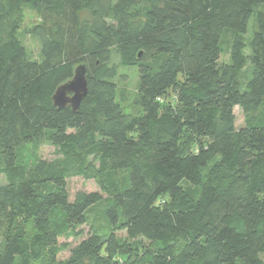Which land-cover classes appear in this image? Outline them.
Here are the masks:
<instances>
[{
	"label": "trees",
	"instance_id": "trees-1",
	"mask_svg": "<svg viewBox=\"0 0 264 264\" xmlns=\"http://www.w3.org/2000/svg\"><path fill=\"white\" fill-rule=\"evenodd\" d=\"M23 6L41 18L37 59L17 38ZM79 65L86 96L56 108ZM35 140L59 157L21 158ZM71 177L98 191L69 200ZM101 202L110 233L57 260V240ZM0 218V264H120L118 230L155 243L145 264H264V0H0Z\"/></svg>",
	"mask_w": 264,
	"mask_h": 264
},
{
	"label": "rangeland",
	"instance_id": "rangeland-1",
	"mask_svg": "<svg viewBox=\"0 0 264 264\" xmlns=\"http://www.w3.org/2000/svg\"><path fill=\"white\" fill-rule=\"evenodd\" d=\"M22 23L17 32V38L20 43L26 49L29 57L31 59L39 58V48L37 42L32 38L31 31L37 24L41 23V18L39 15L30 7H22ZM251 28H253V23L251 22ZM223 49L225 52L220 57V61L224 62L227 60V46L229 41V36L226 33L223 36ZM122 76L118 80V99L123 108L127 111L132 109V94L135 91L136 81L138 80L136 69L129 67L126 69H119ZM235 116V127L239 128L243 124V117L240 109L235 107L233 109ZM183 145H188L192 138L188 134H184ZM193 146L190 150H194ZM35 155L40 160L53 161L59 157L57 149L40 140H35L31 144L25 145L19 149V156L21 158ZM93 192L98 191L97 185L92 180H84L80 177H71L67 180V192L69 195V200H72L76 192ZM17 223L20 225L23 233L26 235L31 234V224L19 219ZM12 225L8 220L0 218V246L3 244L6 234ZM75 235L68 238H59L57 240V247L59 250L62 245H65V250H60L57 254L56 259L62 260L68 256V249L75 246L80 240L85 238L89 233L96 232L103 237H106L110 233V228L105 222L103 217V204L102 202L91 207L86 213V224L72 229ZM116 238L121 242V252H117L116 259H121L120 264H145L146 258L149 257L155 250V243L149 242L143 238H136L134 240H129L126 238L125 232L123 230H118L114 232ZM55 249V248H54ZM264 261V252L261 255ZM34 264H46L45 260L38 261Z\"/></svg>",
	"mask_w": 264,
	"mask_h": 264
},
{
	"label": "water",
	"instance_id": "water-1",
	"mask_svg": "<svg viewBox=\"0 0 264 264\" xmlns=\"http://www.w3.org/2000/svg\"><path fill=\"white\" fill-rule=\"evenodd\" d=\"M87 82L85 78V67L79 65L75 67L71 79L60 84L53 96V105L58 108L70 107L75 111L78 109L80 102L86 96Z\"/></svg>",
	"mask_w": 264,
	"mask_h": 264
}]
</instances>
